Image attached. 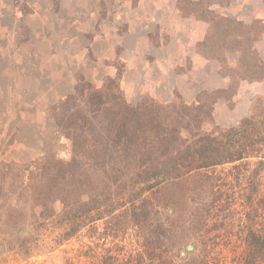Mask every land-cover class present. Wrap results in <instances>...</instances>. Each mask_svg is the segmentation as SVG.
I'll use <instances>...</instances> for the list:
<instances>
[{
	"label": "rangeland",
	"instance_id": "374dc122",
	"mask_svg": "<svg viewBox=\"0 0 264 264\" xmlns=\"http://www.w3.org/2000/svg\"><path fill=\"white\" fill-rule=\"evenodd\" d=\"M199 1L0 0V264H184L182 258L236 264L248 226L264 223L258 205L264 171L254 173L258 159L180 180L171 178V167L138 178L158 182L143 197L164 224L160 239L152 219L137 225L132 214L138 190L123 183L132 145L118 165L123 172L100 171L105 159L99 152L89 156L99 169L87 167L80 190L40 188L46 156H73V141L58 134L52 109L81 80L98 89L116 80L132 105L145 97L168 104L176 94L191 105L202 93L226 90L212 100L205 132L238 125L264 101V80L245 81L235 72L243 45L264 61V0L191 6ZM249 29L262 36L239 43ZM181 135L190 137L185 129ZM112 201L116 208L109 213ZM100 202L104 217L87 222Z\"/></svg>",
	"mask_w": 264,
	"mask_h": 264
},
{
	"label": "trees",
	"instance_id": "16d2710c",
	"mask_svg": "<svg viewBox=\"0 0 264 264\" xmlns=\"http://www.w3.org/2000/svg\"><path fill=\"white\" fill-rule=\"evenodd\" d=\"M202 3L200 0L191 6H201ZM224 21L243 26L230 18H225ZM245 33L237 37L241 44L245 40L250 42L262 36L260 33L253 37L250 29ZM243 46L239 51L240 58L235 72L243 74L245 81H263L264 61L252 50L251 45ZM231 78L233 81V76ZM226 92L202 93L197 102L191 105L177 94L174 101L168 104L145 97L132 105L125 99L116 80L109 79L100 89L81 80L75 93L61 100L52 109L58 134L73 141V156L70 161L46 156L41 168L40 188L66 193L80 190L79 185H83L89 172L87 167L99 169L97 162L91 167L89 160V156L99 157V152H102L101 156L105 159L100 171L106 174L123 172L118 165L121 166V162L127 157L129 146L132 145L133 162L128 166L127 161L123 166L129 171V178L123 183H131V188L138 190L130 201L132 214L137 225L140 224L138 220L143 217L152 219L155 237L160 239L165 234L164 224L155 209L148 211L150 199L143 197L158 182L152 184L145 180L138 181V178H150L148 175L153 169L171 167V178L180 180L194 171L242 163L253 158L259 160L254 173L264 171V101L257 103L252 112L236 126L216 127L212 132L202 129L203 124L212 119V100L216 101L220 93L222 95ZM183 129L189 132V138L182 137ZM235 169H239V166H235ZM109 191L110 198L111 188ZM96 197L99 198V195ZM253 198L250 196L249 200L254 209ZM62 200L67 207L65 197ZM108 204L106 211L113 213L116 204L113 201ZM102 205L100 202L91 207L87 213V222H95L104 217ZM258 205L264 210V196L258 198ZM256 215L259 213L256 212ZM244 247L236 264H264V223H252L248 226ZM150 256L154 257L152 254ZM182 259L184 264H207L200 258Z\"/></svg>",
	"mask_w": 264,
	"mask_h": 264
},
{
	"label": "water",
	"instance_id": "95a60500",
	"mask_svg": "<svg viewBox=\"0 0 264 264\" xmlns=\"http://www.w3.org/2000/svg\"><path fill=\"white\" fill-rule=\"evenodd\" d=\"M194 250V246L193 245H190L188 248H187V251L188 252H192ZM182 256L185 257L186 256V253H182Z\"/></svg>",
	"mask_w": 264,
	"mask_h": 264
},
{
	"label": "crops",
	"instance_id": "0c3cea01",
	"mask_svg": "<svg viewBox=\"0 0 264 264\" xmlns=\"http://www.w3.org/2000/svg\"><path fill=\"white\" fill-rule=\"evenodd\" d=\"M264 20V19H263ZM264 37V36H263ZM217 89H219V88H213V89H210V88H204L203 90H207V91H215V90H217Z\"/></svg>",
	"mask_w": 264,
	"mask_h": 264
}]
</instances>
